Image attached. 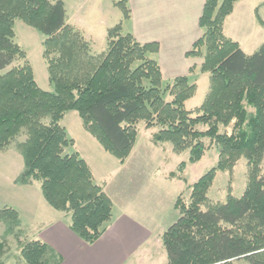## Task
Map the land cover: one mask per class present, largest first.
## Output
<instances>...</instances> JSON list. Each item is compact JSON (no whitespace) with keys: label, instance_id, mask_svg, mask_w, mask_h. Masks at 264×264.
Returning a JSON list of instances; mask_svg holds the SVG:
<instances>
[{"label":"trees","instance_id":"trees-1","mask_svg":"<svg viewBox=\"0 0 264 264\" xmlns=\"http://www.w3.org/2000/svg\"><path fill=\"white\" fill-rule=\"evenodd\" d=\"M240 0H206L200 17L202 36L188 56H200L201 72L210 74L209 90L196 114L187 102L197 85L178 76L164 85L162 69L151 54L159 43H141L122 33L119 23L108 30V48L94 54L84 34L68 23L64 0H0V72L26 51L15 41L20 19L44 36V56L53 91L41 88L30 62L0 74V150L16 144L25 168L20 184L41 182L46 201L57 211L71 214V229L93 244L113 218L114 203L97 183L89 163L76 151L62 125L68 111H77L84 129L124 163L134 149L140 122L156 127L152 142L171 143L174 152L189 151L188 163L199 162L208 150L218 153L216 165L189 184L182 162L177 178L190 190L174 204L179 218L162 234L168 264H234L246 258L264 264V42L253 54L224 31L226 18ZM125 18L128 0H119ZM256 15L264 26L259 14ZM170 97V98H169ZM248 161V182L241 197L228 194L212 202L208 192L219 171L230 170L242 157ZM204 206L206 208L204 209ZM0 221L20 225L14 207L0 209ZM27 264H61V255L41 239L22 244Z\"/></svg>","mask_w":264,"mask_h":264},{"label":"crops","instance_id":"crops-1","mask_svg":"<svg viewBox=\"0 0 264 264\" xmlns=\"http://www.w3.org/2000/svg\"><path fill=\"white\" fill-rule=\"evenodd\" d=\"M115 2L117 1L113 3ZM205 2L206 0H128L129 18L115 12L117 8L114 4L112 7L115 8L108 11V19H102L100 26L90 24L88 20L91 18L85 15V4L77 8L72 15H67L68 23L84 34L92 48L100 42L106 49L108 29L118 23H121L123 28L127 27V33H132L141 43L158 42L159 51L151 56L160 64L164 81L172 82L178 76L196 73L201 77L197 78L195 83L200 86L199 82L204 80L207 88L205 90L208 92L210 74L200 70L204 57L187 55L204 32L200 27V17ZM259 2L260 0L238 1L224 23L225 34L237 41L247 54H253L264 42V28L256 15ZM97 11L104 14L105 6H93L92 12ZM259 14L262 16L261 12ZM151 136L150 132V139ZM88 141L86 151L78 152L91 166L95 181L104 187L114 203L113 218L107 224L105 233L95 243L83 241L72 231L69 213L57 210L54 212L46 204L38 205L34 202L35 197L33 198L32 194H37V184L25 185L17 182L25 163L23 164L20 156L22 153L14 144L8 150H0V179L4 180L0 186L18 191V197L22 200L16 205V209L20 212L22 223L28 219L31 224L37 226L34 229V239H41L51 245L61 255V264H155L152 248L155 243L162 242L160 239L167 229L160 225L162 218H158L166 205L163 201L164 195L149 194L139 199L132 197L126 190L125 180L118 182L119 188L115 190V182L108 181L104 173L97 174L93 165V159L112 156L93 136ZM140 153L141 150L136 146L124 164L127 165ZM117 162L119 161L112 160V163ZM161 178L163 181L165 178L172 181L163 175ZM15 201L17 202L16 199ZM172 204H175V199ZM37 207L41 210L39 215L35 216Z\"/></svg>","mask_w":264,"mask_h":264},{"label":"rangeland","instance_id":"rangeland-1","mask_svg":"<svg viewBox=\"0 0 264 264\" xmlns=\"http://www.w3.org/2000/svg\"><path fill=\"white\" fill-rule=\"evenodd\" d=\"M51 1L55 2L57 0ZM114 1L119 0H64L67 13H69L70 15L75 13L77 8H79L82 4H85V15H88V17L91 18L88 21L92 26H100L102 19H108V11L110 10V8L113 9L116 7L117 11L115 12H119L120 16L124 15L122 9L116 6V2L113 3ZM112 5H114L115 7H112ZM93 6H99L100 8L102 6H105L106 12L104 14L98 11L94 13L92 12ZM259 12H261V18L264 21V0H260L259 2ZM262 27L264 28L263 25ZM127 31V27H124L122 33L126 34ZM44 39L45 36L39 30L27 25L20 19H17L15 24V41L26 51L27 55L25 58L17 59L9 68L0 72V74L7 72L13 66H17L23 64L25 61H28L34 69L35 77L39 86L47 91H53L54 87L49 81L47 61L44 56ZM93 48L91 45L92 53L100 54L107 50L108 45L105 49L104 44L99 42L96 47ZM201 52L202 54H200V56L203 57L205 48L204 50H201ZM183 76H188L193 83H195L197 78L201 77L196 75V73L190 76ZM168 83H170L168 82V80L164 81V85ZM199 83L200 86L195 83L197 85V92L195 96L187 102L188 110L193 111L194 115L196 114V109L204 101L207 93V90H205L207 89L205 88V81L201 80ZM61 123L66 127L68 136L76 140L73 145L67 148L66 152L72 153L81 150V152L83 153V151H86V147H88L89 145L88 139L93 135H91L84 129L82 119L80 118L78 112L74 110L68 111ZM138 128L139 134L135 147L138 146L142 153L134 156V158L131 159L127 165H125L124 163L130 158L135 147L126 161L124 163H121L116 157L105 150L101 145L102 148L107 153H109L110 156H112V158L108 156H102L101 158L99 157V159H93V165L97 171V174L104 173V176L108 179V181L113 180L115 182L113 185V188H115V190H118L119 188L117 183L125 180V186L127 187L126 190L127 192H129V194H131L132 197H136L139 199L144 195L148 196L149 194H151L153 196H157L163 194L165 198H163V201L166 205L160 212L158 218H162L160 220V225H164L166 228H168L175 221H177L180 215L179 211L174 208V204H172L173 200L175 199L176 202V197H178L181 192L185 193L186 198L190 195V190L187 189V186L185 185L186 183L177 178H170V173L178 172L180 164L182 162H187V166L185 167L183 175L185 178H187L188 183L192 185L202 176L203 173L209 170L212 166L216 165L218 161V153L217 150L213 148L212 150H208L205 156L199 162L188 163V150L177 153L174 152L171 143H164L162 146H157L152 142V136L151 139L149 138L150 132L153 135V133L157 131L156 127L148 129L146 128L145 122L142 121L139 123ZM26 138L27 134L26 131H24L14 140V143L12 144L16 146L17 143L25 141ZM5 150H8V148ZM20 156L24 164V157L21 154ZM112 160H118L120 163H112ZM262 170L264 172V159L262 162ZM162 175L163 177H169L170 179H172V181H169L166 178L163 181V179L161 178ZM133 177L134 179H131ZM3 181L4 180L1 178L0 185ZM137 182L139 183L137 184ZM247 182L248 161L246 157L242 156L232 169L219 171L217 173L212 186L209 189L208 197L212 202L222 203L226 201L227 196L230 193H232L235 197H241L244 194ZM33 183L37 184V194H35V196L34 193L32 194L33 198L35 197L34 202L38 205L46 204L48 208H51V210L56 212V210L51 207L50 204L46 201L42 193L41 182L34 181ZM134 189L135 193L133 194ZM120 190L122 191V187H120ZM18 196V191H11L6 187L4 188V186H0V209L4 208L5 206H13L14 208H18L16 205H19V201L22 200V198L20 199ZM15 199L17 200V202L15 201ZM205 208L206 206H204V209ZM40 210V207H37V210L34 211V214H36L35 216L39 215ZM36 228L37 226L31 224L28 219L25 223H22L21 220L20 225L14 228H10L5 221H0V264H27L22 253V244L27 242L28 240H36L33 236L34 229ZM152 251L156 260L155 264H168L167 253L162 245V242L160 243L159 241L155 243ZM234 264L250 263L246 258H239L234 260Z\"/></svg>","mask_w":264,"mask_h":264}]
</instances>
